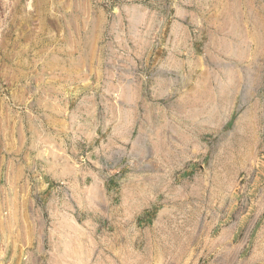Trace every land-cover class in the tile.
<instances>
[{"label":"rangeland","instance_id":"1","mask_svg":"<svg viewBox=\"0 0 264 264\" xmlns=\"http://www.w3.org/2000/svg\"><path fill=\"white\" fill-rule=\"evenodd\" d=\"M0 264H264V0H0Z\"/></svg>","mask_w":264,"mask_h":264}]
</instances>
